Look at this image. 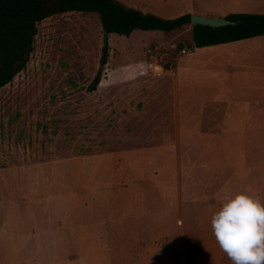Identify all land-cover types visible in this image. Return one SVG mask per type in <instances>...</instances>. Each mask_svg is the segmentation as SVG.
<instances>
[{
    "label": "rangeland",
    "instance_id": "rangeland-1",
    "mask_svg": "<svg viewBox=\"0 0 264 264\" xmlns=\"http://www.w3.org/2000/svg\"><path fill=\"white\" fill-rule=\"evenodd\" d=\"M168 3L137 9L264 13V0ZM239 43L264 66V36ZM103 47L97 14L48 17L0 89V264H231L210 221L225 195L264 203V71L245 90L207 73L191 25L108 35L101 66Z\"/></svg>",
    "mask_w": 264,
    "mask_h": 264
},
{
    "label": "trees",
    "instance_id": "trees-1",
    "mask_svg": "<svg viewBox=\"0 0 264 264\" xmlns=\"http://www.w3.org/2000/svg\"><path fill=\"white\" fill-rule=\"evenodd\" d=\"M67 12L95 13L103 32L121 36H129L135 30L171 32L190 25L191 20L190 13L167 19L115 0H0V89L26 67L38 23ZM225 17L234 24L191 26L193 47L203 48L264 36V13H230ZM107 58L106 45L101 54V66L107 63ZM100 80L99 71L89 89L95 90Z\"/></svg>",
    "mask_w": 264,
    "mask_h": 264
},
{
    "label": "clouds",
    "instance_id": "clouds-1",
    "mask_svg": "<svg viewBox=\"0 0 264 264\" xmlns=\"http://www.w3.org/2000/svg\"><path fill=\"white\" fill-rule=\"evenodd\" d=\"M210 224L232 264H264V203L258 198L246 191L225 195Z\"/></svg>",
    "mask_w": 264,
    "mask_h": 264
},
{
    "label": "crops",
    "instance_id": "crops-1",
    "mask_svg": "<svg viewBox=\"0 0 264 264\" xmlns=\"http://www.w3.org/2000/svg\"><path fill=\"white\" fill-rule=\"evenodd\" d=\"M125 6L131 7V8H139V5H154V4H160L162 6H167L170 0H115ZM135 5V6H132ZM138 5V6H137ZM149 6V7H151ZM182 15V14H181ZM253 39V38H251ZM248 40V39H245ZM240 41H235V42H229L225 44H220V45H214V46H207L210 48L209 54L204 55L206 59L203 60V62L207 65L210 66V70L207 71V73H213V71L218 68L220 73L222 74V77L226 79L227 82L232 81L235 79V83L239 85L232 86L233 89H238V90H245V89H254L255 86L249 85L248 87H244L243 82H251L253 80V77L251 75V70H261L264 71V66L263 65H258L257 63H252L251 61L247 62V65H245L242 61L243 58H253L254 55L251 56L250 53H244L240 54V52L243 49H238L240 46L241 42ZM234 44L235 47H230V45ZM206 48V47H203ZM229 48H233V50H230ZM251 56V57H250ZM256 56V55H255ZM237 68H243L245 70H248L247 73H243L239 76H236ZM206 80H211L210 77L206 78ZM248 111H250L248 109ZM242 112H244L242 110ZM251 112V111H250ZM258 109H254L251 114L254 115V113H258ZM255 121L254 118H251ZM10 223H12L10 221ZM14 232H18L17 229H13V227H5L2 230V233L5 234V239L10 240V238H16L17 234H14ZM4 260V257H2V254H0V261ZM35 261H38L36 258ZM229 263V262H228ZM232 264V261H231Z\"/></svg>",
    "mask_w": 264,
    "mask_h": 264
},
{
    "label": "water",
    "instance_id": "water-1",
    "mask_svg": "<svg viewBox=\"0 0 264 264\" xmlns=\"http://www.w3.org/2000/svg\"><path fill=\"white\" fill-rule=\"evenodd\" d=\"M228 24H234V21L226 17H206L198 14H191L190 25H204L210 27H220ZM108 33L104 32V46L107 45Z\"/></svg>",
    "mask_w": 264,
    "mask_h": 264
},
{
    "label": "built area",
    "instance_id": "built-area-1",
    "mask_svg": "<svg viewBox=\"0 0 264 264\" xmlns=\"http://www.w3.org/2000/svg\"><path fill=\"white\" fill-rule=\"evenodd\" d=\"M148 67L153 73H160L163 69V67L161 65H159L157 63H153V62L149 63Z\"/></svg>",
    "mask_w": 264,
    "mask_h": 264
}]
</instances>
